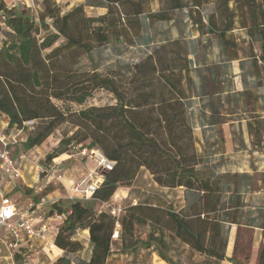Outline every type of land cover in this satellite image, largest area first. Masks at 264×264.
Returning <instances> with one entry per match:
<instances>
[{"label":"trees","instance_id":"trees-1","mask_svg":"<svg viewBox=\"0 0 264 264\" xmlns=\"http://www.w3.org/2000/svg\"><path fill=\"white\" fill-rule=\"evenodd\" d=\"M12 1L0 0V113L8 118L6 134L14 130L26 133L25 140L11 144L14 156L18 151L28 155L43 145L75 113L95 129V135L64 136L47 154L46 162L87 148L100 150L114 163L91 199H67L51 205V215H64L55 244L66 252L52 264H72L69 254L83 248L74 239L82 230H89L92 255L81 264H108L113 237L121 227L133 238L127 243L129 249L137 251L157 243L162 259L174 264L161 249L167 246L162 233L151 232L147 238L134 234L135 224H157L161 215H166L177 236L194 249L226 259L219 219L221 179L203 177L196 168L202 159L196 152L180 78L170 77L165 72L167 64L160 57L155 61L153 52L133 67L128 87L115 75L96 70L82 74L75 66L80 54L92 53L95 46L112 41L136 45L147 23L170 20L177 9L189 8L192 19L202 26L204 7L212 3L215 11L209 16L210 31L223 34L238 18L252 38L260 40L264 64V0H157L160 7L156 11V0H90L92 6L107 10L101 15L87 14L84 4L63 12L56 0H43L37 16L28 6ZM97 90L112 94L113 104L86 105ZM72 104L81 109L73 111ZM30 121L34 122L31 126ZM89 139L92 141L87 143ZM143 167L161 186H183L204 197L187 212L139 203L128 206L118 218L98 208L119 187L130 184ZM42 173L46 177L45 168ZM259 264H264V246Z\"/></svg>","mask_w":264,"mask_h":264},{"label":"crops","instance_id":"crops-1","mask_svg":"<svg viewBox=\"0 0 264 264\" xmlns=\"http://www.w3.org/2000/svg\"><path fill=\"white\" fill-rule=\"evenodd\" d=\"M12 2L16 3L17 0ZM214 11L213 3L204 7L202 26L192 19L189 8L177 9L170 20L153 21L152 25L156 22L170 24L169 30L158 40L154 38L153 43L157 48L153 54L155 61L160 57L167 64L165 72L170 77L180 78L196 152L202 159L196 168L203 177L221 179L222 210L219 219L226 258L234 259L239 264H259L264 246V64L260 58L261 42L258 38H252L238 18L233 27L223 34L210 31L209 16ZM151 24H146L144 32ZM2 38L0 31V48ZM1 124L2 129L8 126V118L3 114L0 115ZM60 160L64 188H56L46 196L38 197V202L31 201L23 207L8 194L18 181L31 186L27 183V177L33 170L29 157L23 164L20 178L5 176L0 168V207L4 195L16 202L20 209L35 204L36 215L43 216L36 222V227L43 223L50 226V247L45 246V240L39 237L24 236L17 242V253H22L27 247L33 248L34 244L41 247L40 252L47 257L43 264H52L66 253L55 244L64 218L51 215V205L79 198L73 186L82 182L85 187L99 176V169L95 167L85 175H79L80 178L67 177L63 169L65 161ZM140 173L144 177H151L154 186L168 192L171 198L168 204L175 208L179 205L176 211H188L191 205L186 197H191L190 193L195 191L183 186H161L144 167ZM31 178L34 179V176ZM129 193V188H122L120 199L127 198ZM196 193L197 197H204L203 193ZM153 206L163 207L157 203ZM1 230L5 231V235L0 234L4 253L9 251L15 264L16 255L7 246V241L11 239L9 231L3 226ZM82 234L87 236L91 246L89 230L79 231L77 235ZM74 239L77 240L75 236ZM1 250L0 246V262L6 258L1 255ZM91 255L92 246L89 258L83 259V262L89 261Z\"/></svg>","mask_w":264,"mask_h":264},{"label":"rangeland","instance_id":"rangeland-1","mask_svg":"<svg viewBox=\"0 0 264 264\" xmlns=\"http://www.w3.org/2000/svg\"><path fill=\"white\" fill-rule=\"evenodd\" d=\"M56 2L60 5L63 12L80 4L85 5V10L89 15H101L107 11L105 8L92 6L90 0H56ZM16 4L28 6L35 16L43 9V0H17ZM153 7L157 9L159 3L157 2ZM169 28L170 24L167 23L156 22L153 25L151 24L134 46L116 41L95 46L92 53L80 54L75 69L82 74L96 70L103 75H115L119 83H123L124 86L128 87V85H130L133 67L157 48V45L153 43L154 38L155 41L158 40L159 36H162ZM113 100V95L106 90H97L94 92L92 98L87 101L86 105L106 106L113 104ZM72 109L73 111H78L81 109V106L72 104ZM0 115L2 114L0 113ZM6 129L7 128L2 129L1 124L0 133H6ZM12 133L17 139H26V133L24 132L20 133L14 130ZM75 133L80 135L87 133L94 136L96 132L89 124L78 119L74 113L68 116V121L62 124L43 145L28 152V157L31 161L30 165L33 166L32 173L27 177V183L31 184V186L26 185L22 181H18L16 187L8 194V196L12 197L20 207L34 201L35 197H43L56 188H64L63 184L56 180L48 182L47 178L42 173V169L49 164L46 162L47 154L51 153L59 146V142L64 136H72ZM91 141L92 140L89 139L87 143ZM19 155L20 153L18 151L16 157ZM60 157V159L65 161L63 169L67 177L72 176L73 178H80V176L85 175L88 171L97 167V162L89 155L83 156L82 154L76 153L72 157H69L68 154H62ZM141 171L142 168L130 184L119 187L112 199L108 203H100L98 208L112 213L115 207H120L121 210L117 211L116 214L118 218L124 215V209L128 206L139 203H149L150 205L157 203L162 205L164 209H168L170 207L168 201L171 200V198L168 197V192L160 190L158 186H154L152 178L149 176L144 177L142 173H140ZM33 176L34 179L31 178ZM122 188L126 190L129 188L130 193L127 198L120 199V197H122V194H120ZM159 194H161V196H159ZM190 195L191 197H186V200L191 206L200 201V197H197L198 194L196 192H192ZM178 207L175 208L173 206L176 210H178ZM161 216L157 224L150 222L135 224V237L147 238L151 232L157 234L162 233L167 241V246L161 249H163L165 255H167L174 264H235L230 258L218 260L210 254L197 251L190 243L177 236L166 215ZM119 231L120 233L113 237L112 254L108 258V264H170L160 256L157 243L153 244L151 248L140 247L139 250L133 251L127 247V243H131L133 238L126 229L121 227ZM0 234L5 235V231L1 230ZM77 234L78 232L75 237L83 244V248L79 252L69 254L72 264H79L83 262V259H88L91 250L87 236L85 234ZM0 246L2 247L1 255L6 256V258L1 260L0 264H13V260L10 258V252L6 251L4 253V244L1 240ZM40 249L41 247L34 244L33 248L27 247L22 253L14 252V255H16L15 264H43L47 257L43 252H40Z\"/></svg>","mask_w":264,"mask_h":264},{"label":"built area","instance_id":"built-area-1","mask_svg":"<svg viewBox=\"0 0 264 264\" xmlns=\"http://www.w3.org/2000/svg\"><path fill=\"white\" fill-rule=\"evenodd\" d=\"M33 121L28 122V125H33ZM17 138L14 134L8 135L5 132L0 133V168L5 176L11 178L22 177L23 164L27 160L28 155L20 153L18 157L14 156L11 144L17 142ZM83 156L89 155L97 162V168L99 169V176L96 181L88 184L84 187L82 182H78L73 186V190L79 193V198L89 200L98 188L99 182L104 178L105 171L112 170L114 163L109 160L100 150H94L90 152L87 148L80 151ZM72 157V155H69ZM60 157L53 160L46 167V178L48 182L56 180L61 182L64 178V173L61 170ZM121 208H114L112 214L116 215L117 211ZM60 218H64V215L56 214ZM43 216L36 215L35 204H30L25 209H20L16 202L6 195L3 196L2 205L0 207V227H5L11 236V239L7 241L8 248L16 252L17 242L24 236L28 238L39 237L45 240V246L50 247L52 242L49 240L50 226L47 223H43L41 226L36 227V222L42 219ZM118 235V232H115ZM114 235V236H115ZM26 264V263H22Z\"/></svg>","mask_w":264,"mask_h":264}]
</instances>
